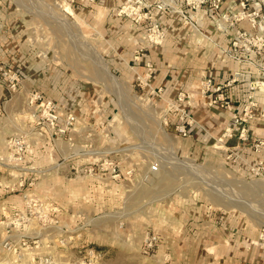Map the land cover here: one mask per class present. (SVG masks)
<instances>
[{
  "label": "rangeland",
  "instance_id": "374dc122",
  "mask_svg": "<svg viewBox=\"0 0 264 264\" xmlns=\"http://www.w3.org/2000/svg\"><path fill=\"white\" fill-rule=\"evenodd\" d=\"M263 84L264 0H0V264H264Z\"/></svg>",
  "mask_w": 264,
  "mask_h": 264
},
{
  "label": "crops",
  "instance_id": "0c3cea01",
  "mask_svg": "<svg viewBox=\"0 0 264 264\" xmlns=\"http://www.w3.org/2000/svg\"><path fill=\"white\" fill-rule=\"evenodd\" d=\"M173 26L174 25L170 26L171 30L172 29L174 30ZM198 26L200 29L199 22H198ZM181 28L183 30H187L185 36H182L179 39L171 38L168 40L170 43L173 42L175 45H179L182 47L181 49L183 53L181 57L183 59V62H181V66H180L181 68L172 67L167 69L165 72H161V73L154 72L151 79L152 82L155 81V85H154L155 89L162 88L164 94L171 97L175 96L176 94L178 95L179 93L182 92L187 93L191 89L195 77V73L192 71V66L198 70L199 65L192 64L189 61H193V60L198 61L200 60V55H202V51L200 50V48H196V49L194 48L195 46L200 44V39L195 40L192 38L191 34H189V32L191 31L189 27L180 26V29ZM201 45H203V43ZM239 94L243 96L242 92H240ZM192 109L195 111H200V101L196 102ZM192 118L194 119V122H196V125L199 126L200 117L197 116V114H195V116H193ZM189 132L191 133V137L185 140L187 141V144H189V146L192 147L200 146V129H197L196 126H194L189 130ZM190 151H192V149L187 150L188 155L190 154ZM183 206H184V210L182 212V221L186 225L183 230L184 231L183 237L186 240L187 244L184 246V249L181 252L186 253L187 255L185 256L186 257L185 259L184 258L182 259V261L184 264H200V258H198L200 253V221L202 222L201 227H203L202 234L205 235V229L211 225L210 224L211 221L208 216L209 214L207 213L206 216H203V219H200L201 213H200L199 203H195L191 205L184 204ZM192 239H194L196 243L190 244ZM193 253H195L196 256H189L190 254Z\"/></svg>",
  "mask_w": 264,
  "mask_h": 264
},
{
  "label": "built area",
  "instance_id": "2783aa9c",
  "mask_svg": "<svg viewBox=\"0 0 264 264\" xmlns=\"http://www.w3.org/2000/svg\"><path fill=\"white\" fill-rule=\"evenodd\" d=\"M183 97H185V95H183ZM182 133H183L184 136H186V130H185V128L182 129Z\"/></svg>",
  "mask_w": 264,
  "mask_h": 264
},
{
  "label": "bare ground",
  "instance_id": "6f19581e",
  "mask_svg": "<svg viewBox=\"0 0 264 264\" xmlns=\"http://www.w3.org/2000/svg\"><path fill=\"white\" fill-rule=\"evenodd\" d=\"M102 66H104V65H102ZM103 68H104V70L109 74V71H108L106 65H105ZM263 86H264V84H263Z\"/></svg>",
  "mask_w": 264,
  "mask_h": 264
}]
</instances>
